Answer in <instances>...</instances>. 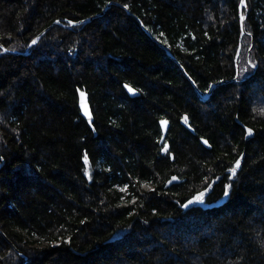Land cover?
Instances as JSON below:
<instances>
[{
    "label": "trees",
    "instance_id": "1",
    "mask_svg": "<svg viewBox=\"0 0 264 264\" xmlns=\"http://www.w3.org/2000/svg\"><path fill=\"white\" fill-rule=\"evenodd\" d=\"M240 2L0 0V264L8 239L26 264H264V0L232 82Z\"/></svg>",
    "mask_w": 264,
    "mask_h": 264
},
{
    "label": "water",
    "instance_id": "2",
    "mask_svg": "<svg viewBox=\"0 0 264 264\" xmlns=\"http://www.w3.org/2000/svg\"><path fill=\"white\" fill-rule=\"evenodd\" d=\"M244 7H246V3H245V0H243V3L242 2H240V5H239V17H240V28H241V34H240V39H239V46H238V49H237V52H236V55H235V66H236V73H235V77L231 80L232 82H236V81H238V76H239V74H238V65H237V59H238V56H239V53H240V49H241V39H242V37H243V35L245 34V29H244V22H245V18H246V16H247V13L245 14V15H242V9L244 8ZM243 17V19H241ZM93 18V17H92ZM92 18H88L87 20H85V21H78V22H69L67 25H64V24H58L57 22H54L53 24H51L49 27H47L45 30H43L39 35H37L36 37H35V39L33 40V41H35V43H33V41L29 44V46H28V48L25 50V51H23V52H20V51H14V50H9V49H7V48H3V52L4 53H6V54H12V55H28L29 54V50H30V48L32 47V46H34V45H36L38 42H39V40H40V38L42 37V35L49 29V28H51L52 26H54V25H60V26H63V27H71V26H73V25H79V24H81V23H83V22H87V21H89L90 19H92ZM141 24V23H140ZM141 26L143 27V25L141 24ZM165 49V51H166V54L169 56V57H171V58H173L172 56H171V53L169 52V50H167L166 48H164ZM186 77L190 80V82L192 83V85L194 86V87H196L195 86V84H194V82L192 81V79L186 74ZM218 84H220V83H214V84H212L211 85V87H210V90L207 92V93H205L204 94V97L205 98H207L209 95H210V93H211V91L218 85ZM124 88H125V90H126V92H127V94L129 95V96H136L137 94H138V92H137V90H135L132 86H130V85H127V84H125L124 85ZM129 88H131L133 91H129ZM83 93V102L87 105V108H88V112H89V114H90V117H91V119L89 120V118H88V116H85L84 115V111H83V109L81 108V102H82V97H81V94ZM77 96H78V107H79V110H80V114H81V116L86 120V122L88 123V125L90 126V128L92 129V131L95 133V129H94V126H93V114H92V110H91V106H90V103H89V96H88V94L85 92V91H83V90H77ZM163 121H166L167 122V124H166V126H162V122ZM180 123L186 128V129H188L191 133H193L194 134V130L189 126V124L188 123H185V119H184V117L180 120ZM159 126H160V129H161V137H160V140H159V143L160 144H162V146H163V148L161 149L162 150V153H164L165 152V145L167 146V151H168V149H169V144L168 143H165V138H166V135H167V133H168V131H169V129H170V122L167 120V119H161L160 121H159ZM205 141L207 142V143H205ZM200 142H201V144L205 147V148H207V149H210L211 148V145L208 143V141L207 140H205V139H201L200 140ZM170 157H171V159H173V155L171 154L170 155ZM182 182H184V179H182V178H179L177 175H172L166 182H165V188H168V187H171L172 185H175V184H180V183H182ZM8 241V243L12 246V248L21 256V258L23 259V263L22 264H26L27 263V257L23 254V253H21V252H19L12 244H11V242L9 241V239L7 240Z\"/></svg>",
    "mask_w": 264,
    "mask_h": 264
},
{
    "label": "snow or ice",
    "instance_id": "3",
    "mask_svg": "<svg viewBox=\"0 0 264 264\" xmlns=\"http://www.w3.org/2000/svg\"><path fill=\"white\" fill-rule=\"evenodd\" d=\"M241 2L243 3V0H241ZM241 19H243V17H242ZM57 23H59V22H57ZM33 43H35V41H33ZM129 91L131 92V91H133V90H132L131 88H129ZM81 97H82L81 108H82L83 111H84V115H85V116H88V118H89V120H90L91 117H90V114H89V112H88L87 105L83 102V93L81 94ZM185 123H187V118H185ZM166 124H167L166 121H163V122H162V126H166ZM249 134H251V130H249ZM205 143H207V142L205 141ZM165 151H167V146H166V145H165ZM85 162H87V157H85ZM239 164H240V162L237 161V162H236V165H235V168L232 169V175H233V176L235 175L236 168H239ZM146 187H147V185H146ZM225 194L227 195V193H225Z\"/></svg>",
    "mask_w": 264,
    "mask_h": 264
},
{
    "label": "rangeland",
    "instance_id": "4",
    "mask_svg": "<svg viewBox=\"0 0 264 264\" xmlns=\"http://www.w3.org/2000/svg\"><path fill=\"white\" fill-rule=\"evenodd\" d=\"M231 176H233L232 171H231ZM203 196H204L203 194H198L197 196H195V198H193V200L191 201L192 204H199V203L203 204L204 203Z\"/></svg>",
    "mask_w": 264,
    "mask_h": 264
},
{
    "label": "flooded vegetation",
    "instance_id": "5",
    "mask_svg": "<svg viewBox=\"0 0 264 264\" xmlns=\"http://www.w3.org/2000/svg\"><path fill=\"white\" fill-rule=\"evenodd\" d=\"M163 148V147H162ZM168 151H165L164 153H167Z\"/></svg>",
    "mask_w": 264,
    "mask_h": 264
}]
</instances>
